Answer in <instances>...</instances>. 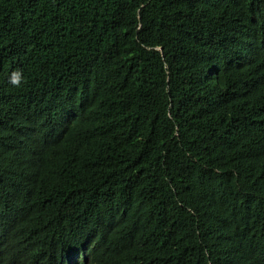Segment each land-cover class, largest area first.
Here are the masks:
<instances>
[{
  "label": "trees",
  "instance_id": "obj_1",
  "mask_svg": "<svg viewBox=\"0 0 264 264\" xmlns=\"http://www.w3.org/2000/svg\"><path fill=\"white\" fill-rule=\"evenodd\" d=\"M0 264H264V0H0Z\"/></svg>",
  "mask_w": 264,
  "mask_h": 264
}]
</instances>
